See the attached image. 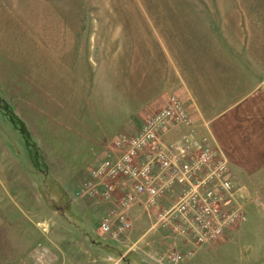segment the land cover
I'll return each mask as SVG.
<instances>
[{
    "label": "rangeland",
    "instance_id": "rangeland-1",
    "mask_svg": "<svg viewBox=\"0 0 264 264\" xmlns=\"http://www.w3.org/2000/svg\"><path fill=\"white\" fill-rule=\"evenodd\" d=\"M157 31L169 41L172 31H204L211 45L216 33L236 47L229 61L263 63L264 0H0L1 189L4 205L21 209L22 223L20 245H1L0 264H77L80 258L89 264L78 250L82 241L86 253H102L109 264H264V182L242 185L231 169L234 206L242 216L219 239L201 245L157 225V209L142 202L125 212L130 229L116 237L105 233L100 223L117 208L107 193L111 179L82 190L98 163L127 152L123 141L153 113L127 118L130 102L124 100L172 83L163 81L165 63L152 41ZM241 33L246 42L237 52ZM170 97L183 101L192 120L187 128H197L189 104L178 93ZM122 121L131 122L132 132L119 127ZM164 133L163 144L193 145L168 144ZM16 168L20 173L11 181ZM117 181L119 192L131 182ZM167 199L163 206L173 203ZM136 205L143 216L131 212ZM167 248L193 254L175 261Z\"/></svg>",
    "mask_w": 264,
    "mask_h": 264
},
{
    "label": "crops",
    "instance_id": "crops-1",
    "mask_svg": "<svg viewBox=\"0 0 264 264\" xmlns=\"http://www.w3.org/2000/svg\"><path fill=\"white\" fill-rule=\"evenodd\" d=\"M204 34V31H172L173 41H169L162 39L165 36L156 32L157 40L152 41L161 50L159 54L165 63V71L162 73L163 81L168 78L167 80L172 83H162L158 90L148 91L149 95H143L144 97L137 101L124 100L127 104L130 102L131 111L127 118L146 112H155L166 103L168 94L178 93L189 104V111L197 128L170 126L165 130L164 141L171 144L182 140L193 143L197 147L206 138L212 145L218 146L228 158L237 182L242 185L245 182H264V77L260 75V70L264 72V61L262 63L259 58V61L249 62V64L242 60L229 61L228 55L234 51L232 48L235 46H230L226 37V42L224 39L221 41L216 33L215 44L211 45L205 40ZM246 36L241 33V40L237 41L239 43L237 52L244 51L243 42ZM152 41L151 44H153ZM260 43L261 41L258 45V54ZM247 48L250 53L254 52L252 46L248 45ZM141 123L142 121L140 126ZM130 124V121H122L119 127L128 128L127 130L131 131L128 127ZM17 173L20 171L16 168L11 172L13 178L9 177V180L14 181ZM5 178L6 173L2 164L0 168V246L20 245L22 223L18 215L21 209L9 204L4 205ZM174 197L175 194H172L168 199H174ZM102 207L107 206L105 204ZM95 208L93 207V210ZM98 208L101 209V207ZM141 208L143 209L139 205L132 208L131 212L135 217L137 213L144 215ZM142 216V220L145 221ZM81 243V249L78 250L82 252V255L84 253L87 256V258L84 256V259L89 264H109L104 260L107 257L102 253H86L84 241ZM89 243L90 250L95 252L93 248V246L97 247L95 240H90ZM76 263L84 264V260L80 258Z\"/></svg>",
    "mask_w": 264,
    "mask_h": 264
},
{
    "label": "built area",
    "instance_id": "built-area-1",
    "mask_svg": "<svg viewBox=\"0 0 264 264\" xmlns=\"http://www.w3.org/2000/svg\"><path fill=\"white\" fill-rule=\"evenodd\" d=\"M182 102L170 97L161 109L147 116L139 132L123 141H128L127 152L98 163L91 179L82 186V190H88L98 179L99 183L103 178L111 179L107 193L115 199L117 208L102 219L103 232L116 237L130 229L132 221L125 212L139 202L147 209H157V225L194 245L219 239L241 218L234 206V175L221 150L206 138L197 147L162 143V134L170 124H192ZM121 177L131 182L119 192L117 179ZM172 194L173 203L163 206L164 199ZM167 249L175 261L193 254L192 250L181 253Z\"/></svg>",
    "mask_w": 264,
    "mask_h": 264
}]
</instances>
